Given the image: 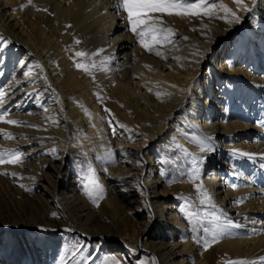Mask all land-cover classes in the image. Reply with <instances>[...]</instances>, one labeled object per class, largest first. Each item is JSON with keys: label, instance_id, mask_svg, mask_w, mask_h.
<instances>
[{"label": "bare ground", "instance_id": "6f19581e", "mask_svg": "<svg viewBox=\"0 0 264 264\" xmlns=\"http://www.w3.org/2000/svg\"><path fill=\"white\" fill-rule=\"evenodd\" d=\"M212 3L240 19H221L219 7L212 17L183 15L181 23L152 13L173 33L149 51L116 0H0V115L7 112L0 121V264H77L71 237L32 231L63 225L97 238H82L80 264H97L116 240L148 247L156 264H264V0H244L249 11L235 0ZM118 121L138 131L122 134ZM139 135L140 150L150 140L181 149L193 183L172 190L156 154L145 162L119 158ZM72 147L92 155L93 186L114 209L116 232L72 176L64 158ZM16 152L20 162L9 163ZM126 181L134 188L116 191ZM191 215L192 224L217 233L203 255L186 222ZM142 220L148 227L139 231Z\"/></svg>", "mask_w": 264, "mask_h": 264}, {"label": "rangeland", "instance_id": "374dc122", "mask_svg": "<svg viewBox=\"0 0 264 264\" xmlns=\"http://www.w3.org/2000/svg\"><path fill=\"white\" fill-rule=\"evenodd\" d=\"M177 2H180L177 0ZM200 0H182L180 3L184 4H190V3H199ZM210 0H204V5L209 4ZM200 13H203V10L200 11ZM165 16H169L166 14ZM173 17H177L180 20V23L182 22V16L183 15H176L175 11H173V14L171 15ZM198 15H196L197 17ZM185 31V29H183ZM239 33V31H234L233 33H230L227 35L226 38V46L221 47L218 51L219 55H225V53L228 51L229 47L232 45V41L235 38V34ZM242 64V63H240ZM203 73L199 75V77H202ZM120 125L118 129L122 132V134H126V132L138 131V129L133 128L129 123L125 121L116 122V126ZM134 132V133H135ZM138 134V133H137ZM141 135L138 136V138L134 141L133 147L128 146H121L120 152L118 157L122 160L125 158H130L132 161L139 160V162H145L149 161V156L155 155L156 163L159 164L160 167H162L161 176L167 181L168 186L172 190H176L177 193L181 192V187L183 185L190 186L191 183H193V178L191 176L190 172V166H189V159L186 157L181 149H179L177 146H175L174 143L166 142V143H160L158 140H150L148 142V146L146 149L140 150L139 144L141 140ZM137 155V157L135 155ZM136 157V158H135ZM65 162L67 166L71 169L72 176L76 178L77 182L79 183V186L84 191V194L88 197V199L92 202L94 207L98 210H100L101 214L104 216V219L107 221V223L111 226L112 230L116 232L115 230V224L117 223V218L115 216V211L110 206H104L102 204L103 201V193L98 188L93 186V182L95 181V175L93 172V159L92 155L88 153L87 150L84 148H77L72 147L69 150L65 152L64 155ZM215 166H218V163H215ZM198 172V169H197ZM57 180V179H56ZM115 182L112 183V185ZM134 184L130 183L128 184V181L123 184H119V186H115L116 191H120L121 193H124L125 191L129 189L134 188ZM48 193V192H47ZM135 200V201H134ZM37 202V201H36ZM170 201V204L173 207L174 202ZM130 207H133L136 205V199H133L130 203ZM177 206V205H175ZM142 215V214H141ZM55 216V215H54ZM140 215H138L139 220ZM196 219L195 215H191L187 218L186 222L191 223L192 229L191 232L193 236H195L196 241L199 240L200 243L197 245L200 246L201 249V255L204 254V251L209 249L210 247H213V233L210 232V230L205 231V229H208V226H205L200 223V221L192 224V221ZM142 220L138 224L139 231H144L146 227L145 223ZM150 227V226H149ZM7 231L12 232L11 229H6ZM32 231L37 232H43L45 231L48 235H56L59 238H69L71 237L70 243L71 249L75 250L76 255L70 256L67 255V259L71 258V262L74 260H78L77 264L81 263V260H79L80 256L82 255L81 250L79 251V245L81 244L82 238H86L87 240H91L92 242H97V238H91L87 235H84L83 232L77 230L72 225H63L59 226L57 228H49L47 227L45 230L39 228H35ZM117 235V234H116ZM216 238V236H215ZM204 241H208V244L206 245ZM116 244L117 249H113L109 251L110 246L106 245V250L103 248L100 252V258L99 262L97 264H113V261H120L121 264H141V261L145 262V264H156L148 255L150 254V250L147 247H144L140 250L132 248V247H126L120 240L114 241ZM114 244V243H113ZM114 248V246H112ZM126 248L128 253H125L124 257L121 258L119 254L123 253V249ZM214 255L218 256V251L214 247ZM81 252V253H80ZM79 255V256H78ZM70 256V257H69ZM76 264V263H75Z\"/></svg>", "mask_w": 264, "mask_h": 264}, {"label": "snow or ice", "instance_id": "6c2138e0", "mask_svg": "<svg viewBox=\"0 0 264 264\" xmlns=\"http://www.w3.org/2000/svg\"><path fill=\"white\" fill-rule=\"evenodd\" d=\"M29 3H31V0H29ZM235 3L242 8L243 11H249L250 9L247 8L246 5H244V0H235ZM115 7L119 9H123L127 16L125 17V20L130 25V30L136 34L137 37L140 39V43L142 46L147 48L149 51H153L152 44H158L162 40L167 39V34L173 33L172 29H165L161 27L162 20L160 17L151 15L152 13H165L167 12L169 15L173 14V11H175L176 15H187L189 13L194 15H199L200 11L203 10V15L212 17L215 15L214 9L219 7L224 13V16H221V19H228V14L231 15L235 20H239L240 17L236 15L235 12H233L230 8H228L224 4H208L207 6L204 5V0H200L199 3H190V4H184L177 2V0H116ZM47 11V9H44ZM228 22H232L229 20ZM151 37V42L146 41V37ZM187 39V38H185ZM6 43L5 39L0 36V45H3ZM79 43V41H77ZM103 51L102 49L100 50ZM157 55H162L161 52L157 51ZM76 56H84L85 53L83 52H77L75 54ZM76 68H83L84 71H89V66L77 63L75 64ZM92 67H95L93 64ZM24 75L30 76V72L24 73ZM159 95V94H158ZM5 96V93L0 90V101L3 100ZM5 116H7V112L5 111L3 115H0V121H3ZM6 123L11 125H17L21 123L20 121L14 120V119H8ZM7 138H11V134H6ZM21 153L16 152L14 158L9 160V163L16 164L20 162ZM5 163V161L0 158V164ZM261 167H264V164L261 165ZM7 174V173H5ZM202 185H197V188H202ZM233 188L236 187V185H232ZM206 194V193H205ZM211 199V197H209ZM55 215V213H53ZM219 217L213 214V220H218ZM205 231H208V229H205ZM216 232L213 231V242L215 241ZM197 243H200L199 240H197ZM204 243L207 245L208 241H204ZM261 260H264V257L260 258ZM154 260V258H153ZM113 264H121L120 261H113ZM141 264H145V262L141 261ZM230 264H255L254 261H238V262H230Z\"/></svg>", "mask_w": 264, "mask_h": 264}]
</instances>
